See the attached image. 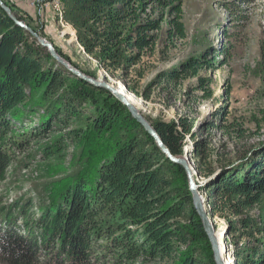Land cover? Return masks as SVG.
Returning <instances> with one entry per match:
<instances>
[{
	"label": "trees",
	"instance_id": "obj_1",
	"mask_svg": "<svg viewBox=\"0 0 264 264\" xmlns=\"http://www.w3.org/2000/svg\"><path fill=\"white\" fill-rule=\"evenodd\" d=\"M183 1L61 3L63 23L76 31L86 53L110 74L122 71L129 76L145 56L158 51L154 32L160 24L141 19L148 3L174 16L167 35L171 41H180L187 38ZM261 55L264 64V39ZM205 63L203 58H191L166 72L165 79L176 82L197 76ZM55 65L47 50L0 7V264H216L194 208L186 169L160 150L110 92L74 80ZM143 75L139 72V79ZM128 89L139 95L136 88ZM102 97L107 108L100 102ZM88 101L92 111L87 114ZM38 107L45 108L39 124L44 132L51 121L69 130L41 148L47 159L61 158L66 142L79 146L95 138L99 150L95 156L88 155L84 171L75 178L56 182L49 204L32 199L29 204L24 198L4 203L10 192L11 168L15 164L16 173L32 158L27 155L17 162L15 149L28 145L27 139L16 140L17 124L24 123L27 114L35 115ZM74 119L83 126L75 129L70 124ZM27 124L32 129L35 121ZM151 124L170 152L183 156L186 137L193 134L191 124L182 118ZM27 127L24 124L22 129ZM199 159V174L213 176L216 171L202 164L205 158ZM220 170L206 188L210 213L226 221L238 264H264V214H254L264 209V154L240 168L225 171L223 165ZM201 242L207 247L200 246Z\"/></svg>",
	"mask_w": 264,
	"mask_h": 264
},
{
	"label": "rangeland",
	"instance_id": "obj_2",
	"mask_svg": "<svg viewBox=\"0 0 264 264\" xmlns=\"http://www.w3.org/2000/svg\"><path fill=\"white\" fill-rule=\"evenodd\" d=\"M1 1L18 21L53 46L61 59L59 61L51 56L56 70H63L74 80H84L81 77L84 76L107 83L123 94L124 89L139 100L142 106L136 110L150 123L172 122L182 118L191 124L193 134L186 137L183 158L197 173V184L203 189L200 194L207 201V208L209 197L206 188L220 174L223 165L225 171L240 168L249 161L259 160V156L264 154V64L261 55L264 0H184L182 17L187 38L180 41H171L167 35L169 22L174 16L168 9L164 11L149 2L141 19L160 24L159 30L154 32L159 38L158 51L145 56L129 76L122 71L110 74L100 61L86 53L78 42L76 31L66 22L63 23L61 0H42L39 13L29 5L31 0ZM29 34L38 42L35 36ZM191 58L206 61L197 76L181 78L176 82L165 79L166 72L180 67ZM139 72L144 74L142 79L138 77ZM128 86L136 88L139 95L131 92ZM209 94L211 96L207 98ZM100 102L108 107L103 97ZM84 109L87 114L91 113L90 101ZM44 114L45 108L38 107L35 115L27 114L25 122L17 124L19 131L16 140H28L24 150L15 149L17 162L25 160L27 155L32 158L25 160L27 165L16 173L13 171L16 165L11 168L7 181L10 192L4 203L24 198L23 201L32 199L34 203L41 201L49 204L50 192L56 182L75 178L81 170L84 171L88 155L95 156L99 150V142L95 138L79 146L66 142L61 158L47 159L41 153V148L52 144L60 134L69 130H65L64 124L51 121L44 132L39 126ZM30 120L35 121V128L31 129L27 124ZM24 124L28 126L26 129H22ZM70 124L75 129L83 126L75 119ZM30 134H35V138ZM200 150H203L202 154ZM201 156L206 160L202 164L216 171L210 178L198 172ZM261 212L264 214V209H256L254 214L258 216ZM210 217L215 231L222 232L219 243L223 261L225 264L229 261L238 264L235 257L237 247L230 244L226 221L212 215ZM200 246L207 247L203 242ZM180 249L184 251L185 246ZM136 264L165 263L140 261Z\"/></svg>",
	"mask_w": 264,
	"mask_h": 264
},
{
	"label": "water",
	"instance_id": "obj_3",
	"mask_svg": "<svg viewBox=\"0 0 264 264\" xmlns=\"http://www.w3.org/2000/svg\"><path fill=\"white\" fill-rule=\"evenodd\" d=\"M0 6L2 7L3 10H5L7 12V14L15 21V23L20 26L23 27L25 29H27L29 31V33H31L33 36H35V38H37L38 42L45 48H47L49 50V53L52 57H54L55 59H58L59 61H61V59L59 58V56L57 55L55 49L53 48V46L46 42V40L40 38L36 33H34L31 29H28L27 26L23 23L18 21L12 14L11 10L3 4V2L0 0ZM76 75H80L81 74L79 72H75ZM82 79H84L85 81H87L88 83L93 84L96 87L99 88H103L105 90H107L108 92H110L115 98H117L120 102H122L124 105H126L132 116L138 121V123H140L144 129L155 139V142L157 144V146L160 148V150L174 163L180 164L182 165L185 169L186 172L188 174V178H189V184H190V191L192 192L193 195V204H194V208L201 220V223L203 225L204 231L211 243L212 246V250H213V255H214V260L216 262V264H225V262L222 259V256L220 254L219 251V241L215 236V227L213 224V219L210 217L211 213L209 208H207L206 206V202L207 201H203L202 196L200 194V186L197 184V182L194 179V175L195 172L193 171V169L191 168V166L189 165L188 161L186 159L183 158V156H174L170 150L167 148V146L164 144V142L162 141L161 137L159 136V134L157 133V130L153 127V125L147 120L145 119L143 116H141L139 114V112L135 111L132 107V104L127 100V96L125 94H120L118 89L114 88L113 86L101 82V81H95L92 79H88L84 76H81ZM231 168V167H228ZM212 219V220H211ZM225 252V250H224ZM223 252V254H224Z\"/></svg>",
	"mask_w": 264,
	"mask_h": 264
},
{
	"label": "bare ground",
	"instance_id": "obj_4",
	"mask_svg": "<svg viewBox=\"0 0 264 264\" xmlns=\"http://www.w3.org/2000/svg\"><path fill=\"white\" fill-rule=\"evenodd\" d=\"M36 3L39 5V4H42V0H36ZM118 91H119V93L120 94H123V93H121L120 91L121 90H119L118 89ZM122 92H124L125 94H126V96H127V100L132 104V107H133V109L135 110V111H137L136 110V108H138L139 110L141 109V103L139 102V100L134 96V95H132L131 93H128L127 91H125L124 89L122 90ZM138 112V111H137ZM196 177H198L197 176V173H195V175H194V179H195V181L196 182H198L199 181V179H197L196 180ZM202 199H203V197H202ZM203 201H204V199H203ZM212 220V219H211ZM214 224V223H213ZM222 232L219 230L218 232H216L215 231V236H216V238L218 239V241H219V239H220V236H219V234H221ZM219 251H220V254L222 255V249H221V245H220V243H219ZM224 252V251H223ZM227 264H231V262L229 261Z\"/></svg>",
	"mask_w": 264,
	"mask_h": 264
},
{
	"label": "built area",
	"instance_id": "obj_5",
	"mask_svg": "<svg viewBox=\"0 0 264 264\" xmlns=\"http://www.w3.org/2000/svg\"><path fill=\"white\" fill-rule=\"evenodd\" d=\"M29 5H30L32 8H35V9L38 11V13H39V6H40V5H37L36 2H34V0H31V1L29 2Z\"/></svg>",
	"mask_w": 264,
	"mask_h": 264
}]
</instances>
